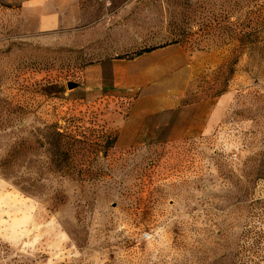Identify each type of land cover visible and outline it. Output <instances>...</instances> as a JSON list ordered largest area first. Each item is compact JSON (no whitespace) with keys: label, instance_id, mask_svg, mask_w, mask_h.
<instances>
[{"label":"rangeland","instance_id":"rangeland-1","mask_svg":"<svg viewBox=\"0 0 264 264\" xmlns=\"http://www.w3.org/2000/svg\"><path fill=\"white\" fill-rule=\"evenodd\" d=\"M23 1L0 0V264H264V0H55L45 29Z\"/></svg>","mask_w":264,"mask_h":264},{"label":"crops","instance_id":"crops-1","mask_svg":"<svg viewBox=\"0 0 264 264\" xmlns=\"http://www.w3.org/2000/svg\"><path fill=\"white\" fill-rule=\"evenodd\" d=\"M55 0H25L20 4V10L21 11H28L30 9H35L39 14V20L41 24V29H45L47 27H55L56 23H58V17L55 16L57 14L55 12V9H57V6H54ZM156 53V51H152L149 53H144L140 55L138 58L145 57L147 55H153ZM159 63H152L148 68H153L155 66H158ZM127 78V80H130V75L127 77L124 72L121 74V78ZM126 80V81H127ZM129 85V84H128Z\"/></svg>","mask_w":264,"mask_h":264},{"label":"trees","instance_id":"trees-1","mask_svg":"<svg viewBox=\"0 0 264 264\" xmlns=\"http://www.w3.org/2000/svg\"><path fill=\"white\" fill-rule=\"evenodd\" d=\"M247 33H248V38L252 37V35L253 36L256 35L255 32L254 33L253 32L252 33L251 32H244V34H247ZM237 35L239 36L240 34H237ZM160 47H162V45L144 47V48H141L139 50H136V51L132 52L131 54L119 55L118 58H123V57H126V56L129 57V58H134V57L140 56V55H142L144 53L152 52V51H154V50H156V49H158Z\"/></svg>","mask_w":264,"mask_h":264},{"label":"water","instance_id":"water-1","mask_svg":"<svg viewBox=\"0 0 264 264\" xmlns=\"http://www.w3.org/2000/svg\"><path fill=\"white\" fill-rule=\"evenodd\" d=\"M68 87H69L70 89H73V88H75V87H78V83H76V82H68Z\"/></svg>","mask_w":264,"mask_h":264}]
</instances>
